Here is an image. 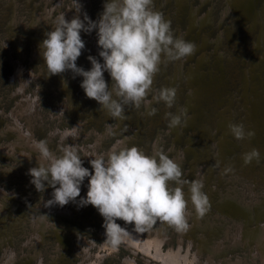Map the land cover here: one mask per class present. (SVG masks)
<instances>
[{
    "label": "bare ground",
    "instance_id": "6f19581e",
    "mask_svg": "<svg viewBox=\"0 0 264 264\" xmlns=\"http://www.w3.org/2000/svg\"><path fill=\"white\" fill-rule=\"evenodd\" d=\"M85 1L77 0L81 6ZM173 1L153 0L154 10L158 11L160 3L166 2L167 5H173ZM249 1L252 0H226V6L222 11L223 24L226 23L227 18H231V15L234 17L235 12L238 14L239 12L244 13V10H247L250 6ZM175 3L179 11L186 10L185 14H189L187 18L189 20L187 31L182 32L181 29L177 28L175 34L182 38L188 36L191 42L196 38L197 42H193L196 45V51L192 55L193 60L196 61L193 63L185 61L186 59L175 61L174 71L166 79V87H173L175 85L178 88L177 96L183 97V101H185L183 105H178L175 112L178 113V110L183 108H186L188 112V117L186 121L182 122L181 126L168 130V133L174 134L176 137L173 142L174 146L169 149L168 154H172L169 158L173 159L181 168L183 160L189 154V168L184 170L182 168L184 178L189 181L200 180L203 182L204 186L202 190L208 196L210 207L203 217H199L189 202L187 215L189 229L186 232H178L173 227L158 222L155 227L153 226L151 229L139 233L133 230L132 225H125L122 221L120 225L126 227L131 235L126 237L121 243L133 253L141 251L147 264H264V188L262 187L261 194L255 193V188H252L253 185L250 182L244 184L242 181L243 177L255 174V183L258 186L260 183L264 186V0L260 8L252 6L251 15L253 21L244 29L248 32L249 29L255 26L256 31L259 32L257 39L253 42L254 46L253 50L250 51L251 53L248 54V51L242 54L238 53L240 58L243 57V65L240 74L239 92L233 94V96L232 94L225 96L223 95L224 93L219 91V87L226 88L229 85L221 71L223 69V65H221L223 63L221 62L222 59L224 60L223 54L218 50H215L214 53L205 50L206 44H208L210 39L207 33L208 25L212 20L210 10L198 17L200 12H197V7L194 8L189 3V0H175ZM72 4L73 7L68 8L66 11H62V8L58 9L57 16L52 20L49 19L50 9L48 6L50 4H48L44 6L45 11L43 13L39 12L35 15L30 23L28 21L27 23H20V27V19L17 15H14L8 26V33H6L5 39L0 38L3 57L14 71L10 80L11 82L14 81L15 83L16 81V83H19V88L16 89L17 95H14L17 101L16 106L12 109L11 113L7 114L6 112L5 114L3 108H0V119L4 122L3 126L0 125V141L3 139L0 142V155L4 158L9 155L16 156L20 160V163L26 165L27 171L39 165L41 160L39 153L34 148L36 140L32 135L34 116L32 112L34 111L33 105L36 96L34 98L24 92V90L26 91L24 88L28 82L36 80V73L31 65L30 67H26L21 62L22 57L28 55L24 51V42L30 39L29 51L31 50V58H38L40 52L38 48L40 44L39 30L44 29V26L49 31L52 30L55 27L56 18L60 14H65V19L71 20L74 15H77L75 12L76 4L74 1ZM58 5L61 6V0H59ZM82 8L83 6L80 9V13L82 12ZM80 13L79 15H81ZM229 26L230 24L225 28L228 29ZM28 29L32 33L36 32L35 35L30 34L29 39L23 37V32L27 34ZM222 32L220 31L216 39L213 40L216 45H218L221 39ZM81 38L84 42L85 39L88 40L85 42V49L82 50V54L76 63L78 67H82L87 62L88 70H90L91 64L87 57L89 55L97 56L96 44L93 40L84 38L82 35ZM5 44L6 47H4ZM199 52L201 54L196 57ZM251 57L253 58L251 59ZM234 60L236 58L229 55V61L233 63ZM107 76L108 73L105 72L104 77L109 84ZM74 79L70 72H65L62 80L67 81V87L69 84L72 87ZM70 99L72 101L70 105H68L67 99L66 104L59 107L58 112L61 115H66L65 113L68 110L74 112L79 103L81 104L82 100L87 99V97L83 91L81 95L73 93ZM148 99L151 100L152 98L149 96ZM212 100L215 101L212 116L213 125L211 124V120H207V116H203L202 114V103ZM91 103L93 111L98 113H101L99 110L105 111L103 108H99L96 101L91 100ZM74 104H77V106L74 107ZM146 111L145 105H141L138 109L132 105H128L125 107V116L128 118L130 114L136 115L138 123L135 126L130 124L127 129V125H122V123L124 124V119H117L115 122H119V128L116 127V123L112 124V122H109L103 127V133L94 131L95 143L92 145L88 144L89 148H85L89 156L87 163L90 159L98 156L97 152L91 156V149L93 150L97 146L102 147L108 134H116L118 130L125 126L124 134L119 135V137L122 136L121 138L117 137L115 139L107 154L114 147L136 146L142 150L143 148L139 146V136H142L141 132L145 129H143L142 122H145L148 118ZM190 112L192 113L189 114ZM108 119L114 118L110 117ZM229 123H243L246 129L255 131V136L251 140L238 141L230 134L228 130ZM78 125L82 126L81 121H79ZM69 131L60 132L57 136H61L63 142L69 141L73 136L72 132H74L73 130ZM56 133L57 129L49 131L47 135L46 142L49 149ZM162 136L163 133L158 132L151 156H155L157 150L161 151ZM10 137L13 139H11V142H7V139ZM182 137L185 138V147H177L175 142ZM60 144L63 147L62 142ZM253 148L258 149L261 154L259 163L253 161L251 164L244 165L241 158L242 154ZM51 151L54 152L53 149ZM104 153L103 155L107 156ZM259 165L261 166L260 169L252 172ZM228 166H231L233 171L224 172V169ZM218 167H220V170L217 172ZM243 169L244 171L242 172L241 170ZM235 171H237L236 176ZM87 183L86 178L81 185V192H87ZM169 186L175 187L176 185L170 182ZM183 191L185 199H189V186L187 184L183 186ZM15 195L16 190L5 189L0 183V218L3 221V224H0V250L3 251L5 257L9 260L6 263V261H2L1 259L0 264H11V260L14 259H9L13 250L6 245L5 240L8 234L5 233L9 226L10 218L8 216L11 214L8 209L10 206H13V203H17ZM46 200V197H43L41 204L36 208H32L37 210L39 215L37 218L32 219L30 230L25 237L26 240L21 245V257L25 262L38 256L37 252L32 253V249L35 247L36 232L39 230L40 232H44L42 231L44 229H53L55 236L59 240L58 248H60V244L67 247L72 244L71 240L74 232L69 230L70 227L68 228L64 225V221L69 218L72 219L75 216L77 203L69 202L67 206L63 207L52 206L51 215L54 216V221H49L46 216L47 212L45 211ZM21 207L26 210L29 209L26 208V205ZM99 217H101L100 214L94 220H98ZM94 230L103 244L100 245L92 241L93 245H91L88 241V244L85 242V245H78L80 244L78 242L77 248L75 247L74 249L73 247L72 250L73 254L81 259L79 264H100L99 260L107 253L110 252V254L114 255L116 252V247L108 245L109 242L105 237V230L98 231L97 227ZM172 237V243L174 242L176 245L172 244L171 246L168 244L169 246L164 248L162 243L168 242ZM94 245L98 247V250L96 253H91V248ZM194 248H197V250L194 251ZM242 248L245 249L243 254L233 253L235 250ZM206 255L207 257L205 258ZM123 264H135V260L130 256H125Z\"/></svg>",
    "mask_w": 264,
    "mask_h": 264
},
{
    "label": "clouds",
    "instance_id": "9594fccd",
    "mask_svg": "<svg viewBox=\"0 0 264 264\" xmlns=\"http://www.w3.org/2000/svg\"><path fill=\"white\" fill-rule=\"evenodd\" d=\"M74 3L77 15L67 20L65 14H60L55 27L45 33L46 38L38 45L47 77L65 72H70L72 78L82 77L80 87L85 96L96 101L99 108L114 119H125L128 105L137 109L145 105L148 116L158 111L151 106L154 102H163L169 109L174 107L178 91L175 86L163 87L148 99L153 80L162 64L192 56L196 51L195 43L174 35L171 22L154 10L153 0H106L95 21L86 13L81 19L82 6L77 0ZM93 30L100 60L89 55L91 68L84 70L76 63L85 49L81 32L90 34ZM105 72L111 78V87L105 80ZM61 84L67 88V81L62 80ZM187 117L186 108L179 109L176 114L165 113L170 129L181 126ZM228 130L238 141L251 140L255 136V131L246 129L243 123H229ZM34 148L41 163L30 168L28 174L37 192L53 189L51 199L45 202L46 207H63L69 202L93 206L103 218L105 237L114 248L131 235L117 220L132 225L139 233L158 222L186 232L189 202L199 217L210 207L208 196L202 190L203 182L185 179L180 165L159 150L155 156H150L136 146L114 147L107 156L90 159V171L83 166L73 145L65 146L59 156L49 149L45 140L34 142ZM241 158L244 165L253 161L259 163L261 154L253 148ZM231 171V166L224 169V172ZM86 178V196L77 202ZM170 182L176 186L170 187ZM186 184L189 199H185L183 191ZM14 255L11 253L9 259Z\"/></svg>",
    "mask_w": 264,
    "mask_h": 264
},
{
    "label": "rangeland",
    "instance_id": "374dc122",
    "mask_svg": "<svg viewBox=\"0 0 264 264\" xmlns=\"http://www.w3.org/2000/svg\"><path fill=\"white\" fill-rule=\"evenodd\" d=\"M74 0H61V6L58 5L59 0H0V38L5 39L6 33H8L7 29L10 25V21L14 15H17L20 19V23H30L35 15H37L39 12H44V6H47L50 9L49 12V19H54L58 14V9L62 8V11H66L68 8L73 7ZM12 2H15L12 4ZM46 2V3H45ZM53 2V3H52ZM162 2V1H161ZM263 0H252L249 1L250 6L247 8V10H244L243 12H237L234 13V17L231 15V18H227L226 23L223 24L224 19L222 18V11L224 10L226 6V0H189V3L192 4V6L195 8L197 7L198 11L200 12L198 14V17L203 15L204 12H207L210 10L212 15V20L210 24L208 25L207 33L210 37L208 44H206L205 50L207 52L212 51L213 53L215 50H218L221 52L224 56V60L222 59L221 65H223V69L221 70L224 74L225 80L229 83V85L226 86V88L219 87V91L221 93H224L223 95L227 96L228 94H237L239 92V81H240V74L242 70V60L243 57L240 58L239 52L242 54L245 51H248V54H250L251 50H253L254 41L257 39L258 32L256 31V27L253 26L252 29H249L248 32L245 31V27L248 26L253 21V17L251 15V11L253 9L252 6L260 8ZM106 3V0H86L83 3L82 12L80 13L81 19H83V14H87V16L95 21L99 19L100 14L103 11V5ZM175 0L173 1V5H167L166 2L160 3V8L158 9L159 12H161L166 18V20L171 22V29L175 36L178 37L177 34H175L176 29H181L182 32H186L189 26V20L188 15L185 14V11H179L178 7L175 6ZM169 14V16H168ZM229 15V14H228ZM228 21V22H227ZM228 24H230L229 28H225ZM222 26V27H221ZM39 30L40 39L39 43L46 38L45 33L48 32V28ZM223 31L221 33V39L219 40L218 45H216L213 40L216 39L217 34ZM30 32V33H29ZM30 34H36V32L32 33L30 29L27 30V34L23 32V37L29 39ZM81 35L84 38H89L94 41L97 48V56L96 58L100 60L98 56L99 48L97 46V37L95 30H93L92 33H84L81 32ZM17 36V35H16ZM240 38V40H238ZM254 38V39H253ZM186 41H190V38L188 36L183 37ZM30 40V39H29ZM26 40L24 42V51L28 55L22 57V63L24 66L31 67L36 73V80L28 82L24 89L25 94H29V96H33L34 99V111L32 112L34 114L33 116V127H32V135L35 138L36 141L40 140H47V135L49 134V131H55L57 129V133L54 134L53 142L51 143L50 149L54 150L56 155H62V149L67 145H73L78 150V154L81 156V159L83 161V166L86 168H89L91 171L90 164L87 163L88 159V152L85 150V148H89L88 144L92 145L95 143V136L93 133L100 132L103 133L104 129L103 127L105 124L112 122V124L116 123V127L119 128V122L115 120L117 119H108L111 116L106 113L107 111H101V113H98L96 111H93L92 108V99H84L82 100L81 104L77 106V104H74L75 110L72 112L71 110H68L66 115L59 113L58 109L61 105L66 104V100L68 99V105L72 103L70 97L74 93L75 95H81L83 93V89L80 87V83L82 80V77L77 76L74 79V82L72 84V87L68 85L67 90L65 91L63 85L61 84V81L63 79V74L61 75H53L51 77H47L48 73L47 70L43 64L42 59L40 56L38 58H31V50L29 51L30 47V41ZM88 39H85V42H87ZM193 42H197L196 38L192 40ZM240 50V51H239ZM201 52H199L198 55H200ZM240 54V55H241ZM229 55L233 58H236V60L231 63L229 61ZM252 55V54H251ZM250 58V57H249ZM253 57H251L252 59ZM213 60V57H212ZM30 61V62H29ZM102 61V60H101ZM100 61V62H101ZM185 61L187 62H195L196 60H193V56H189ZM29 62V63H28ZM32 63V64H31ZM83 69L88 70V64L87 62L85 65L83 64ZM173 67L174 62H169L166 64H162L160 67V71L155 75L153 84H152V91L150 93V98L157 95L159 92V89L166 87V79L168 75H171L173 73ZM220 68V66H219ZM14 71L9 65L8 61L3 57V51L0 47V108H3V111H5V114L11 113L12 109L16 106V99L14 95H17V90L19 87V83L11 82L10 78L13 76ZM106 78L109 79V85L111 84V78L108 75ZM39 82V83H38ZM108 83V82H107ZM39 86V87H38ZM175 86V85H174ZM18 87V88H17ZM70 87V88H69ZM73 91H71V90ZM16 90V91H15ZM13 92V94H12ZM187 93V91H186ZM13 95V96H12ZM32 97V98H33ZM19 100V99H18ZM185 101H183V97L176 96V104L171 109L167 108L163 102L160 103H154L152 106L155 107L158 111L153 116H148L147 120L145 122H142L144 131L141 132L142 136H139V146L142 147L143 151L151 156L152 149L155 145V140H157L158 132H162V145L161 151L164 155H167L168 157H171L172 154H168L169 149L174 146L173 142L175 141L176 137L174 134L168 133V130L170 128L168 127V120L165 119V113L166 112H172L176 113V109L178 105H183ZM215 101H205L202 103V114L203 116H207L206 119L211 120L212 124V116L213 111L215 107ZM237 106V105H235ZM190 112L189 114H191ZM5 117V116H4ZM36 121V122H35ZM38 121V122H37ZM79 121H81V127L79 124ZM25 123V121H23ZM86 123V124H85ZM118 123V124H117ZM136 123H138V120L136 118V115L130 114L128 115V118L124 119V124L127 125L132 124V126H135ZM0 125L3 126L4 122L2 119H0ZM138 125V124H137ZM213 125V124H212ZM121 127V126H120ZM126 127V126H125ZM121 128L116 132V134L107 135V139H105L104 144L102 147H94L93 150L91 149V153L93 156L95 152H97L98 155H103L104 151L109 150V148L113 145L115 142V139L119 137V135L124 134V129ZM65 130L74 131L72 132L73 136L68 141H62L61 136H57L60 132H65ZM69 131V132H70ZM86 135V136H85ZM90 137V138H89ZM120 136L119 138H121ZM92 138V140H91ZM94 138V139H93ZM1 139V136H0ZM6 139V138H5ZM11 139L8 138L7 142H11ZM3 139L0 141L2 142ZM185 138H181L175 142V145L177 147L184 146L185 147ZM60 142H62L63 147H61ZM102 143V142H101ZM153 144V146H152ZM53 147V148H51ZM61 147V148H60ZM187 155L186 159L183 160L182 168L188 169L189 168V162L190 157ZM173 158V157H172ZM192 158V157H191ZM262 165V163H261ZM7 167V169H6ZM8 167H10L8 169ZM260 165L258 168L253 169L252 172H255L256 170L260 169ZM11 169V170H10ZM26 165H23L20 163V160L16 158V156H5L1 157L0 155V183L1 186L5 187V189H14L16 190V202L18 203H11L13 206H10L8 209L11 214L8 216L10 218L9 220V226L5 234H8L6 241V245L13 250L14 259L11 260V264H79L81 262V259L78 258V256H75L73 254V247L77 248V243L80 242L78 245H85L91 243L93 245V242L98 243L100 245L103 244L100 237L95 234V228H98L99 230L104 229L102 227L103 225V218L99 217L98 220H94L96 216L99 215L97 210L91 206H77L75 216L72 219H66L64 222V225L66 227H70L69 230L74 232L73 238H72V244L67 246H63V244H60V248H58V238L55 236V232L53 229L47 230L44 229L40 232L37 231L36 237L34 240L35 247L32 249V253L37 252L38 256L37 258H33L28 262H25L24 259L21 257V245L26 240V236L28 235V232L30 230L31 221L33 218H37L39 215V212L35 209L37 206L41 204V200L43 197H46L47 200L51 199V193L53 189L46 188V190L43 193L37 192L35 190L34 185L30 183L31 176L28 174ZM220 170V167L217 168V172ZM249 170V168H247ZM11 171V172H10ZM240 171V170H238ZM242 172L244 171L241 170ZM248 172V171H247ZM237 175V171H235V176ZM255 175V174H254ZM254 175L243 177L242 181L244 184L246 182H250L252 184V188H255L254 192L261 194L264 186L260 183L258 186L254 181ZM260 176V175H259ZM252 178V179H250ZM262 178V177H261ZM246 180V181H245ZM261 182V181H260ZM249 184V183H248ZM260 187V188H259ZM263 187V188H262ZM47 191V193H45ZM86 191L80 192V197L77 198V202L86 196ZM46 194V195H44ZM9 199V198H8ZM46 200V201H47ZM14 202V201H13ZM26 205V208L24 209L21 206ZM78 205V203H77ZM67 206V205H66ZM45 211L47 212V217L49 221H54V216L51 215L52 213V207H45ZM97 214V215H96ZM32 215V216H31ZM117 223L122 224V221L117 220ZM0 224H3V221L0 218ZM156 225H154L155 227ZM39 236V237H38ZM172 239L163 242L162 245L164 248L168 247L169 245L174 246L176 243H172ZM91 241V242H90ZM93 241V242H92ZM169 244V245H168ZM108 245H110L108 243ZM98 250V247H95V245L91 248V253H96ZM194 251L197 250V248L193 249ZM192 250V251H193ZM103 251V250H102ZM245 249H238L235 250L234 254H243ZM17 254V255H16ZM105 254V253H104ZM108 254V255H107ZM103 258H101L102 264H123V258L125 256H130L135 260V264H147L145 262V257L141 251L133 253L130 251L123 243H121L119 246L116 247V252L113 255L107 253ZM207 255L205 256V258ZM6 261V263L9 262L8 258L5 257L2 250H0V260ZM35 260V261H34ZM99 260V263H100ZM122 260V261H121ZM54 262V263H53ZM134 263V262H133Z\"/></svg>",
    "mask_w": 264,
    "mask_h": 264
},
{
    "label": "water",
    "instance_id": "95a60500",
    "mask_svg": "<svg viewBox=\"0 0 264 264\" xmlns=\"http://www.w3.org/2000/svg\"><path fill=\"white\" fill-rule=\"evenodd\" d=\"M29 62H30V61H29ZM29 62H28V63H29ZM29 67H30V66H29ZM38 83H39V82H38ZM69 85H70V84H69ZM18 87H19V85H18ZM18 87H17V88H18ZM27 87H28V86H26V88H27ZM22 92H23V91H22ZM12 96H13V95H12ZM36 96H37V95H36ZM102 262H103V261H102ZM102 262H101V260H100V264H102Z\"/></svg>",
    "mask_w": 264,
    "mask_h": 264
}]
</instances>
